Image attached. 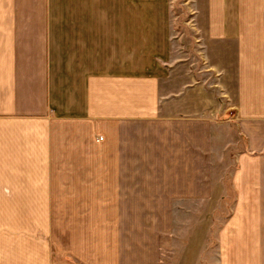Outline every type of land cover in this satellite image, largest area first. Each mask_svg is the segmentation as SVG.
Returning a JSON list of instances; mask_svg holds the SVG:
<instances>
[{
    "label": "crops",
    "instance_id": "0c3cea01",
    "mask_svg": "<svg viewBox=\"0 0 264 264\" xmlns=\"http://www.w3.org/2000/svg\"><path fill=\"white\" fill-rule=\"evenodd\" d=\"M180 4L0 0V264H264V0Z\"/></svg>",
    "mask_w": 264,
    "mask_h": 264
},
{
    "label": "rangeland",
    "instance_id": "374dc122",
    "mask_svg": "<svg viewBox=\"0 0 264 264\" xmlns=\"http://www.w3.org/2000/svg\"><path fill=\"white\" fill-rule=\"evenodd\" d=\"M173 4L174 11L177 14L183 15L185 13L184 8L182 4H180L181 0H171ZM186 214V213H185ZM189 216V215H188ZM199 223H194V226H191L189 224L188 226H185L181 228V235L183 238L180 239V242L178 244H174L172 248L168 249L167 252H164L162 254V264H195V259H192V253H197V250L193 248L195 243H198V251L201 252L202 246L204 244L205 236H206V227L207 222L205 220H201L202 217L199 215ZM188 219L186 215L183 216V220ZM65 229L62 226H56L55 227V253H56V264H77L75 261H73L70 258L62 257V250L63 245L65 242V238L63 236V232ZM72 230H78V228H71ZM198 240V241H197ZM197 241V242H196ZM202 241V246L201 242Z\"/></svg>",
    "mask_w": 264,
    "mask_h": 264
}]
</instances>
